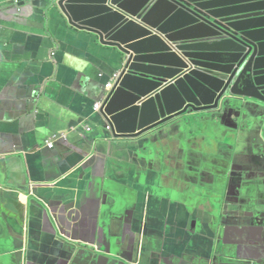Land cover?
Instances as JSON below:
<instances>
[{
	"label": "crops",
	"instance_id": "crops-1",
	"mask_svg": "<svg viewBox=\"0 0 264 264\" xmlns=\"http://www.w3.org/2000/svg\"><path fill=\"white\" fill-rule=\"evenodd\" d=\"M19 1L0 0V264H264L255 134L205 117L114 137L94 105L121 53ZM204 189L234 211L214 231Z\"/></svg>",
	"mask_w": 264,
	"mask_h": 264
},
{
	"label": "water",
	"instance_id": "water-1",
	"mask_svg": "<svg viewBox=\"0 0 264 264\" xmlns=\"http://www.w3.org/2000/svg\"><path fill=\"white\" fill-rule=\"evenodd\" d=\"M53 4L71 27L92 32L121 53L116 58L121 70L113 84L105 85L112 87L100 107L114 137L141 136L177 118L180 127L195 128L205 117L209 125L216 119L224 125L230 117L231 128L255 134L264 157V0ZM193 113L206 115L194 118ZM216 194L199 193L210 205L213 231L234 215L228 203L214 202ZM227 252L236 255L233 249Z\"/></svg>",
	"mask_w": 264,
	"mask_h": 264
},
{
	"label": "built area",
	"instance_id": "built-area-1",
	"mask_svg": "<svg viewBox=\"0 0 264 264\" xmlns=\"http://www.w3.org/2000/svg\"><path fill=\"white\" fill-rule=\"evenodd\" d=\"M51 3H53L54 1H56V0H49ZM14 2L18 5V2H21V1H19V0H14ZM21 4H22V2H21ZM55 55V53H53V56ZM100 107H101V103H98V102H96L95 103V105H94V108H95V110L97 111V110H99L100 109ZM100 111V110H99ZM78 126H80V130L81 129H83V130H85V131H90V130H92V128H91V126L89 125V124H87V123H85V121H81L80 122V125H78ZM107 130H109V131H111V128H110V125L109 124H107ZM83 137L85 136V134L84 133H80ZM55 144V140H49V141H46V146H48L49 148H51L53 145Z\"/></svg>",
	"mask_w": 264,
	"mask_h": 264
},
{
	"label": "flooded vegetation",
	"instance_id": "flooded-vegetation-1",
	"mask_svg": "<svg viewBox=\"0 0 264 264\" xmlns=\"http://www.w3.org/2000/svg\"><path fill=\"white\" fill-rule=\"evenodd\" d=\"M230 199H233V200L235 199V200H237V198H235V197H234V198H233V197H229V200H230ZM255 216H257V215H255ZM258 216L262 217V219H259V220L262 221V222L264 223V212H262V213H258ZM254 218H259V217H254ZM254 218H253V220H254ZM256 220H257V219H256ZM256 220H255V221H256Z\"/></svg>",
	"mask_w": 264,
	"mask_h": 264
},
{
	"label": "rangeland",
	"instance_id": "rangeland-1",
	"mask_svg": "<svg viewBox=\"0 0 264 264\" xmlns=\"http://www.w3.org/2000/svg\"><path fill=\"white\" fill-rule=\"evenodd\" d=\"M20 4H21V3H20V2H18V6H20Z\"/></svg>",
	"mask_w": 264,
	"mask_h": 264
}]
</instances>
